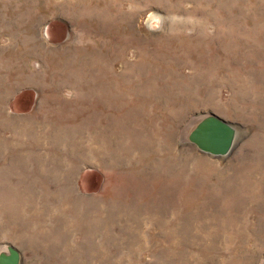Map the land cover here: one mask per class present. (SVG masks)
Returning a JSON list of instances; mask_svg holds the SVG:
<instances>
[{
	"label": "rangeland",
	"instance_id": "1",
	"mask_svg": "<svg viewBox=\"0 0 264 264\" xmlns=\"http://www.w3.org/2000/svg\"><path fill=\"white\" fill-rule=\"evenodd\" d=\"M208 113L236 125L226 157L189 141ZM8 243L22 264H264V0H0Z\"/></svg>",
	"mask_w": 264,
	"mask_h": 264
},
{
	"label": "water",
	"instance_id": "2",
	"mask_svg": "<svg viewBox=\"0 0 264 264\" xmlns=\"http://www.w3.org/2000/svg\"><path fill=\"white\" fill-rule=\"evenodd\" d=\"M238 131L236 125L215 113H208L189 134L190 143L200 152L220 158L235 148ZM22 252L13 244L0 251V264H22Z\"/></svg>",
	"mask_w": 264,
	"mask_h": 264
},
{
	"label": "bare ground",
	"instance_id": "3",
	"mask_svg": "<svg viewBox=\"0 0 264 264\" xmlns=\"http://www.w3.org/2000/svg\"><path fill=\"white\" fill-rule=\"evenodd\" d=\"M238 131V130H237ZM238 138V136H237ZM239 184H237V187L235 188L237 191H243L244 189H246V186H252L251 189V194L256 197L257 193H256V189L254 187V184L257 182V180H254L253 177L249 174H242L239 177ZM258 184V183H257ZM232 192H235L234 189Z\"/></svg>",
	"mask_w": 264,
	"mask_h": 264
}]
</instances>
